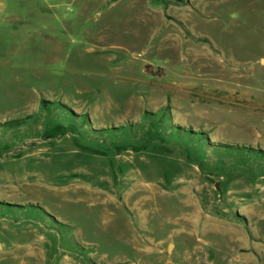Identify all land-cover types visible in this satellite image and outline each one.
Listing matches in <instances>:
<instances>
[{
  "label": "rangeland",
  "instance_id": "rangeland-1",
  "mask_svg": "<svg viewBox=\"0 0 264 264\" xmlns=\"http://www.w3.org/2000/svg\"><path fill=\"white\" fill-rule=\"evenodd\" d=\"M0 264H264V0H0Z\"/></svg>",
  "mask_w": 264,
  "mask_h": 264
},
{
  "label": "bare ground",
  "instance_id": "bare-ground-1",
  "mask_svg": "<svg viewBox=\"0 0 264 264\" xmlns=\"http://www.w3.org/2000/svg\"><path fill=\"white\" fill-rule=\"evenodd\" d=\"M93 173L98 174L97 177H99L100 181L103 183L107 178V171L105 166L101 165H96L95 171ZM101 177V178H100ZM44 182H46V179H43ZM75 186H71V189H73ZM234 191L236 195L241 196L244 191V187L240 182H234L233 183ZM23 189H25V192L28 190H32L33 188L30 186H23ZM81 188V187H80ZM84 190L87 191L91 196L95 197V193L93 194L92 191L88 190V187H82ZM252 190V189H250ZM251 192V191H250ZM109 201L110 200V195L105 194ZM132 196L137 198V204L136 205H142V204H147V203H152L158 199L160 196L159 193L155 190H152L151 188L143 185H134L132 189ZM105 197V196H104ZM137 206V207H138ZM186 207V209L184 208ZM142 209H144L142 207ZM183 209L186 210L184 212V222L187 225H191L193 228L194 226L197 227L198 229L200 228V231H197V236L200 237H205L207 235H213L216 232L222 230V229H227L226 227H229L228 225L224 228L221 229L220 226H218V223H220L219 220H214L210 215H204L201 214L200 209L198 207H194L193 203L191 202L189 205H183ZM248 215L251 214L248 209ZM251 216V215H250ZM144 217H139L138 220H143ZM221 224V223H220ZM223 231V230H222ZM235 236V235H233Z\"/></svg>",
  "mask_w": 264,
  "mask_h": 264
},
{
  "label": "trees",
  "instance_id": "trees-1",
  "mask_svg": "<svg viewBox=\"0 0 264 264\" xmlns=\"http://www.w3.org/2000/svg\"><path fill=\"white\" fill-rule=\"evenodd\" d=\"M9 125L13 126V127H18V125H20L19 122H14V123H10Z\"/></svg>",
  "mask_w": 264,
  "mask_h": 264
}]
</instances>
